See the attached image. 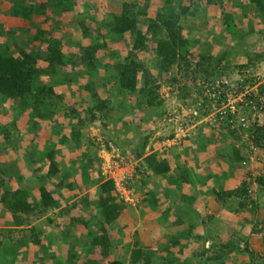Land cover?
<instances>
[{"label": "rangeland", "instance_id": "rangeland-1", "mask_svg": "<svg viewBox=\"0 0 264 264\" xmlns=\"http://www.w3.org/2000/svg\"><path fill=\"white\" fill-rule=\"evenodd\" d=\"M124 3L135 28L111 33ZM21 51L32 89L0 94V146L25 145V182L0 264H264V0H0V52ZM172 182L210 203L162 250L129 211Z\"/></svg>", "mask_w": 264, "mask_h": 264}, {"label": "crops", "instance_id": "crops-1", "mask_svg": "<svg viewBox=\"0 0 264 264\" xmlns=\"http://www.w3.org/2000/svg\"><path fill=\"white\" fill-rule=\"evenodd\" d=\"M126 34V33H124ZM1 94V93H0ZM3 94H1L2 96ZM7 99H11L10 95H4ZM14 100V99H13ZM2 132H0V136ZM1 140V137H0ZM11 146V145H10ZM25 182V145L22 148H17L15 146L8 148V146L1 145L0 146V227L7 226L11 223L12 215L11 209L8 210V196L12 195V192L20 189L23 183ZM22 184V185H21ZM172 187L168 188V192L166 196H163L157 203H152L151 205H146L144 202L139 201L137 207H132L134 211H129V218L132 217L131 213H134V217L137 219L136 222L142 219V222H146V227H151L152 233L147 230L144 235L148 237L146 239L147 244L152 247L158 246L162 250L168 249H177L180 248L181 244H183V240L176 241V237L178 234H181L182 230L186 233V241L191 242L192 239H196L200 233V229L198 228V220L202 214H204V207L206 203L209 204L210 199L202 197L200 195L195 196V191L192 189L194 197H184L185 191L188 189V184L178 182L170 183ZM20 185V187H18ZM179 187L175 189L176 187ZM174 187V188H173ZM177 191L175 195L174 191ZM174 190V191H173ZM11 193V194H9ZM189 195V194H188ZM189 195V196H190ZM174 196L173 200H170V197ZM187 196V195H186ZM6 205V206H5ZM178 206V209L177 207ZM131 208V209H132ZM176 208V209H174ZM170 209V210H169ZM125 211V210H124ZM126 212V211H125ZM125 212H120L117 218V222L120 224H125V220L127 219L125 216ZM179 212V213H178ZM181 212V213H180ZM169 213L172 216H176L178 214H182L183 221L180 223L173 224L170 220V229L165 227L162 221L167 220L163 216L166 214V217H169ZM185 214V215H183ZM226 215V214H225ZM172 218V217H171ZM13 220V219H12ZM173 221V220H172ZM133 222L129 221V224H133ZM188 224V225H184ZM154 231V232H153ZM143 233H141L143 235ZM179 243H181L179 245Z\"/></svg>", "mask_w": 264, "mask_h": 264}, {"label": "trees", "instance_id": "trees-1", "mask_svg": "<svg viewBox=\"0 0 264 264\" xmlns=\"http://www.w3.org/2000/svg\"><path fill=\"white\" fill-rule=\"evenodd\" d=\"M123 11L120 15H115L112 23L110 24V32L115 34L123 33L127 30H132L135 28L134 22V13L128 12L129 11V4L124 3ZM25 11V7H22ZM32 9L31 7L29 8ZM128 10V11H127ZM22 14V13H21ZM166 24L170 22L167 18L162 19ZM166 22V23H165ZM157 27L152 24L149 25L148 30L152 32L153 35L157 34ZM137 34H139L136 38L137 45L143 44L145 42L144 34L137 30ZM171 33V34H170ZM169 33V37L173 38L172 32ZM160 49L161 51L166 50L165 44H167L166 40H160ZM60 58L58 52H55ZM22 55L21 59L14 58L10 55H5L0 52V93L3 95H10V96H21L26 91L32 89V81L34 71V58L21 51ZM123 68V72H125L124 66H120ZM109 264H123L121 261L113 260Z\"/></svg>", "mask_w": 264, "mask_h": 264}, {"label": "built area", "instance_id": "built-area-1", "mask_svg": "<svg viewBox=\"0 0 264 264\" xmlns=\"http://www.w3.org/2000/svg\"><path fill=\"white\" fill-rule=\"evenodd\" d=\"M113 178H115V177H113Z\"/></svg>", "mask_w": 264, "mask_h": 264}]
</instances>
